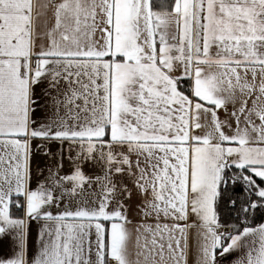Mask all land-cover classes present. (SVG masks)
Masks as SVG:
<instances>
[{"label":"snow or ice","instance_id":"obj_1","mask_svg":"<svg viewBox=\"0 0 264 264\" xmlns=\"http://www.w3.org/2000/svg\"><path fill=\"white\" fill-rule=\"evenodd\" d=\"M257 209L264 0H0V264H264Z\"/></svg>","mask_w":264,"mask_h":264},{"label":"trees","instance_id":"obj_2","mask_svg":"<svg viewBox=\"0 0 264 264\" xmlns=\"http://www.w3.org/2000/svg\"><path fill=\"white\" fill-rule=\"evenodd\" d=\"M238 194L239 189H237ZM225 215L229 219V222H235V212L232 211L231 209H225ZM251 221L253 225L259 224V223H264V211H261L257 209L254 214L251 216Z\"/></svg>","mask_w":264,"mask_h":264},{"label":"crops","instance_id":"obj_3","mask_svg":"<svg viewBox=\"0 0 264 264\" xmlns=\"http://www.w3.org/2000/svg\"><path fill=\"white\" fill-rule=\"evenodd\" d=\"M42 115V113H41ZM223 115V113H222ZM39 144V141H33V153H34V156H33V168L35 169L37 165L43 167L46 163V157L40 153V152H37V145ZM49 147L52 149V150H55V148L57 147L55 144H52V145H49ZM35 236V233H33V237ZM231 259V258H230Z\"/></svg>","mask_w":264,"mask_h":264}]
</instances>
